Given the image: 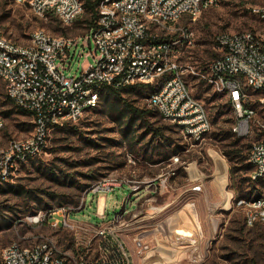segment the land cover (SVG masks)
<instances>
[{"label":"rangeland","instance_id":"obj_1","mask_svg":"<svg viewBox=\"0 0 264 264\" xmlns=\"http://www.w3.org/2000/svg\"><path fill=\"white\" fill-rule=\"evenodd\" d=\"M263 3L264 0H222L204 10L196 20L185 16L177 25L189 30L192 41V45L184 41L179 46L177 61L184 70L192 68L185 73V80L193 95L205 104L212 122V130L202 143L192 146L176 127L157 113L150 114L145 122L139 121L128 130L125 120L117 121L119 104L115 103L118 110L113 112L104 105L103 98L99 109L87 113L78 124L55 129L46 152L37 160L21 166L8 182L0 186V261L7 246L13 243L30 245L43 238L52 239L59 251L66 254L70 264L80 257L97 258V232L100 228L112 226L116 213L131 199L133 186H138L139 192L147 186L153 189L151 182L160 175L175 171L176 174L170 176V184L175 181L181 185L182 203L190 202L193 191L189 189L198 181L189 178L187 168L198 167L207 183L213 173L211 151L218 152L229 167L228 193L233 192L237 198L242 195L255 197L259 193L252 191V187H256L263 196L264 178L256 183L250 182L248 162L241 163L239 159L229 161L227 157L235 149H241L243 155H248L254 138L240 137L233 132L236 119L229 97L215 92L197 75L207 73L216 57L217 36L261 27V21L252 10ZM91 18L92 14L84 11L68 26L54 14L46 17L37 15L28 4L0 0V26L8 38L20 44L28 42L38 30L53 36L80 39L88 32L90 25L87 20ZM92 62V57H82L80 63ZM71 70L72 74H80L76 60ZM151 90L138 88L125 96L135 106L148 109L146 98ZM5 96L6 86L0 78V117L6 123L0 132L1 145H6L13 138L30 136L34 131L33 116L17 112L6 103ZM156 129L163 130L164 137H154ZM234 143H238L237 147L233 146ZM176 149L178 151L174 153ZM215 161L218 171L225 173L226 165L217 155ZM238 167L243 171H233L231 175L232 168ZM218 176L225 183L224 174ZM242 178L245 182L241 189L239 181ZM99 186L115 190L95 192ZM101 195L108 198L106 210L103 202L98 206ZM157 195L158 191L155 197ZM204 202L206 204V200ZM138 207L140 210L141 203ZM64 214L70 215L76 225L75 230L51 226L54 219L63 221L61 216ZM213 215L217 229L210 227L211 231L205 232L204 239L196 236L197 239L192 241L201 243L203 248L200 250L193 246L197 253L180 264H264V224L248 227L242 210L233 203L228 209H216ZM205 219L204 228L213 224L208 216ZM129 220L131 217L125 221ZM196 226L199 230L198 222ZM121 234L120 231L122 239Z\"/></svg>","mask_w":264,"mask_h":264},{"label":"built area","instance_id":"obj_2","mask_svg":"<svg viewBox=\"0 0 264 264\" xmlns=\"http://www.w3.org/2000/svg\"><path fill=\"white\" fill-rule=\"evenodd\" d=\"M17 1L28 4L39 16L54 14L68 26L83 14L86 3V0ZM93 1L97 3V19L80 39L38 30L28 42L20 44L8 38L0 26V78L15 104L34 115V131L30 136L0 144V186L21 166L46 152L55 129L78 124L87 113L98 108L102 90L107 87L154 90L146 98L147 108L176 127L192 146L202 143L211 132L207 108L193 95L184 77L192 68L184 70L177 61L179 46L184 41L192 45L189 30L177 25L185 16L196 20L204 10L222 0ZM252 12L261 21V27L217 36L216 57L207 73L197 75L215 92L229 97L236 119L233 132L254 138L249 152L252 165L249 177L258 182L264 178V3ZM82 57H92L93 62L81 64ZM74 60L80 74H72ZM5 125L0 117V132ZM175 174V171L164 174L161 186L167 185ZM194 188L200 190L198 186ZM107 190L114 191L99 186L95 192ZM138 191V186L132 187L133 193ZM231 202L242 210L248 227L264 224V195L247 199L237 198L231 192ZM61 218L63 221L52 220L51 226L75 230L70 215ZM119 219L98 230L97 258L80 257L72 264H133L116 228ZM135 245L140 254L149 249L141 239H136ZM0 264L70 263L52 239L43 238L30 245L7 246Z\"/></svg>","mask_w":264,"mask_h":264},{"label":"crops","instance_id":"obj_3","mask_svg":"<svg viewBox=\"0 0 264 264\" xmlns=\"http://www.w3.org/2000/svg\"><path fill=\"white\" fill-rule=\"evenodd\" d=\"M215 155L226 165L225 173L218 171ZM210 156L213 161V173L209 176L207 183L204 182V173L198 167L187 168L190 173L189 178L198 181L189 189L193 191L190 194V202L182 203L183 194L180 192L182 186L176 184L175 181L172 184L169 181L167 185L161 186L160 181L163 175H160L157 180L151 182L153 189L147 186L140 192H132L130 197L131 199L135 197V200L130 199L124 203L123 208L116 213L111 223L117 218L122 219L120 222L116 221L115 224L119 232L122 233L123 243L132 257L133 264L171 261L180 264L187 258L190 259L196 252L193 251V246L199 247L200 250L203 248L201 243H195L192 240H196L198 237L200 240L204 239L205 232L211 231L210 227L214 230L217 229L213 213L216 209H228L232 206L231 192L226 191L229 182V167L218 152L211 151ZM218 174H224L225 183L222 182ZM196 186L200 187V190H195ZM157 191L158 195L155 197ZM227 194L230 195L228 202L225 199ZM107 199L106 195H101L98 206L103 202L106 210ZM143 199L146 200L143 201ZM204 200H206V204ZM139 203H141L140 210ZM206 216L213 224L204 228L206 227ZM127 217H131V220L125 221ZM197 222L200 225L199 230L196 226ZM196 236L197 238H195ZM136 239H141L149 249L140 254L135 245ZM189 248L191 249L189 250ZM200 254L202 255V252Z\"/></svg>","mask_w":264,"mask_h":264},{"label":"trees","instance_id":"obj_4","mask_svg":"<svg viewBox=\"0 0 264 264\" xmlns=\"http://www.w3.org/2000/svg\"><path fill=\"white\" fill-rule=\"evenodd\" d=\"M96 6H97L96 1L86 0L85 11L92 14V18L90 20H87L88 24L90 25V27L95 23V21L97 19ZM136 89H138V88L137 87H132V88H127V87H124V88L107 87V88L103 89L102 93H101V100L103 98H105V104L104 105H107L111 111L116 112V110H118V109H117V106H116L115 103L119 104L120 113H119V116L117 118V121H124L125 120L126 123H127L126 125H127V129L128 130L131 129L133 126H135L139 121H144L145 122L147 120V117H149L150 114L156 113V112H154L152 110L139 108V107L135 106L130 100H128V98H126L125 95L130 94L131 91H134ZM139 89H144V88H139ZM153 91L154 90H151L150 93H152ZM5 101H6L7 104L12 105V107L17 112L23 113V114H30L34 118V115H33L32 112H29V111L24 110V109L20 108L19 106H17L15 104V102L8 95L5 96ZM99 107L94 109L93 111L99 109ZM63 127H62V129H63ZM60 128L61 127L57 128V129H60ZM154 131H155L154 132V137H164L163 136L164 135L163 130L156 129ZM237 145H238V143H234L233 144V146H235V147H237ZM251 147H252V144L250 146V149H251ZM250 149H249V152H250ZM177 151H178V149L174 150L173 152L177 153ZM249 152H248V155H243V152H242L241 149H235L234 151H231L230 154H227V157H228L229 161H232V160H235V159H239V161L241 163L247 161L248 164H249L248 167H249L250 172H251L252 165L249 163ZM233 171H234V173L235 172L239 173V172L243 171V168L242 167H238V168H235L234 170L232 168L231 175H232ZM249 181L252 182V183H256V182H253L250 179V177H249ZM239 182H240L241 189H242V186H243L245 180L242 178V179H240ZM253 190H255V191H257L259 193V195L255 196V197H260L261 191L257 190L256 187H252V191ZM242 196H244V195H242ZM242 196H241V198H247V199L252 198V197H246V196L242 197Z\"/></svg>","mask_w":264,"mask_h":264},{"label":"bare ground","instance_id":"obj_5","mask_svg":"<svg viewBox=\"0 0 264 264\" xmlns=\"http://www.w3.org/2000/svg\"><path fill=\"white\" fill-rule=\"evenodd\" d=\"M229 198H230V195L227 194V195H226V198H225V199H226V202L229 201Z\"/></svg>","mask_w":264,"mask_h":264}]
</instances>
